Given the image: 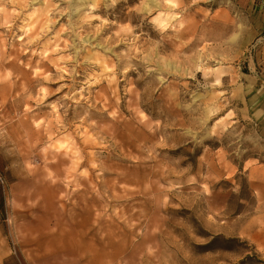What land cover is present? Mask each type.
Listing matches in <instances>:
<instances>
[{
  "label": "rangeland",
  "instance_id": "374dc122",
  "mask_svg": "<svg viewBox=\"0 0 264 264\" xmlns=\"http://www.w3.org/2000/svg\"><path fill=\"white\" fill-rule=\"evenodd\" d=\"M229 6L0 0L20 264H264V28Z\"/></svg>",
  "mask_w": 264,
  "mask_h": 264
},
{
  "label": "crops",
  "instance_id": "0c3cea01",
  "mask_svg": "<svg viewBox=\"0 0 264 264\" xmlns=\"http://www.w3.org/2000/svg\"><path fill=\"white\" fill-rule=\"evenodd\" d=\"M228 2L231 7L239 12V16L246 17L249 21L248 28H264V0H219ZM229 6V7H230ZM226 15L231 16V10H225ZM224 13V14H225ZM264 103H260L262 106ZM262 108V107H261ZM0 264H20L8 247L7 238L0 227Z\"/></svg>",
  "mask_w": 264,
  "mask_h": 264
}]
</instances>
